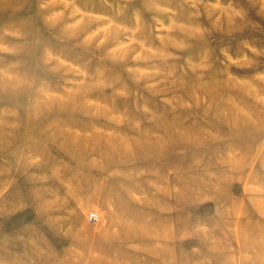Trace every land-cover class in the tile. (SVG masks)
I'll return each instance as SVG.
<instances>
[{
    "label": "rangeland",
    "instance_id": "374dc122",
    "mask_svg": "<svg viewBox=\"0 0 264 264\" xmlns=\"http://www.w3.org/2000/svg\"><path fill=\"white\" fill-rule=\"evenodd\" d=\"M0 264H264V0H0Z\"/></svg>",
    "mask_w": 264,
    "mask_h": 264
},
{
    "label": "built area",
    "instance_id": "2783aa9c",
    "mask_svg": "<svg viewBox=\"0 0 264 264\" xmlns=\"http://www.w3.org/2000/svg\"><path fill=\"white\" fill-rule=\"evenodd\" d=\"M94 217H95V215H92V216H91V218H94Z\"/></svg>",
    "mask_w": 264,
    "mask_h": 264
}]
</instances>
